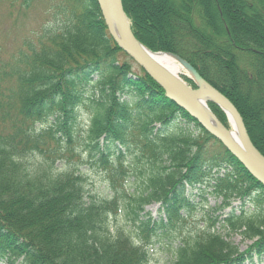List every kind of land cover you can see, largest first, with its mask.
Wrapping results in <instances>:
<instances>
[{
	"label": "trees",
	"instance_id": "16d2710c",
	"mask_svg": "<svg viewBox=\"0 0 264 264\" xmlns=\"http://www.w3.org/2000/svg\"><path fill=\"white\" fill-rule=\"evenodd\" d=\"M121 3L136 40L179 57L228 99L264 157V0ZM32 5L9 1L14 34L0 41V262L148 264L160 237L166 264L263 258L264 186L121 59L97 1L50 4L48 22L23 33ZM84 163L103 177L105 196L85 190ZM189 189L206 217L199 229L189 227ZM219 230L249 244L240 251Z\"/></svg>",
	"mask_w": 264,
	"mask_h": 264
},
{
	"label": "water",
	"instance_id": "95a60500",
	"mask_svg": "<svg viewBox=\"0 0 264 264\" xmlns=\"http://www.w3.org/2000/svg\"><path fill=\"white\" fill-rule=\"evenodd\" d=\"M96 1L105 26L114 43L164 90L165 96L170 101L194 119L236 158L251 176L264 186V157L250 141L241 116L232 103L204 81L188 63L178 57L184 67L193 75L197 84L196 88H190L181 80L168 75L152 62L146 54L149 50L134 37L128 19L123 12L121 0ZM112 19L116 23L118 34L114 31ZM200 99L206 100L207 103L211 102L218 105L223 113L224 111L228 112L234 121L238 133V144L208 120L198 103Z\"/></svg>",
	"mask_w": 264,
	"mask_h": 264
},
{
	"label": "rangeland",
	"instance_id": "374dc122",
	"mask_svg": "<svg viewBox=\"0 0 264 264\" xmlns=\"http://www.w3.org/2000/svg\"><path fill=\"white\" fill-rule=\"evenodd\" d=\"M9 1L10 0H0V41L5 44L9 43L12 35L14 34V28H12L13 26L12 17H10L8 13ZM59 1L60 0H33V5H32V8L30 9V13L25 18H22L20 20L21 21L20 28L22 29V32L25 33L26 31L30 30L32 27H36L41 22H46L47 20H49V16L45 12V9L48 8L50 4L57 3ZM121 59L129 62L132 65L133 70L136 72H139L140 67L126 53L125 55H121ZM179 77H180V80L184 82L190 88H193V89L196 88V85H197L196 81H192L191 79H188L183 75H180ZM210 104L214 106V108H217L220 111H222L218 105L208 102L207 105L211 112L212 110L209 106ZM212 114L214 115L213 112ZM224 117L226 119V116ZM224 122L226 125H223V124L222 125L226 128H229L227 119L224 120ZM62 166H63L62 164H56L57 169H62ZM94 169H95L94 167L92 168L87 163L82 164L79 168L81 174L84 175L86 179L85 190L87 191L88 194L105 196L107 194V191L105 190V185L103 183V177L100 175L99 172H97L96 169L95 170ZM188 197L193 201L197 209L196 212H194L191 218L188 220L189 227H192V228L195 227L199 229V228L206 226L207 225L206 217L202 215V212H201L202 202H201V198L198 196L197 190L189 189ZM207 201H208V207L213 209L215 205V200L209 196L207 197ZM236 205L237 203H235V206ZM146 212H149L153 219L157 218L158 217V205L151 204L147 206L145 208V213ZM224 212H227V211L226 210L222 212L211 211L210 216H212V218L219 217L221 216L220 214H223ZM117 221L124 223L125 219L123 216L121 217L119 216ZM219 233H221L223 236L226 237L227 240L231 241L234 245H236L240 251H243L249 244L248 241L242 240L241 237L238 235L227 236L226 233L223 232L222 230H219ZM154 241L155 243L149 252L150 258H149L148 264H166L168 261V253L164 250L166 240L160 237V238L154 239ZM0 264H3V263L0 262ZM245 264H264V257L261 259L254 257L252 259V262L246 261Z\"/></svg>",
	"mask_w": 264,
	"mask_h": 264
},
{
	"label": "bare ground",
	"instance_id": "6f19581e",
	"mask_svg": "<svg viewBox=\"0 0 264 264\" xmlns=\"http://www.w3.org/2000/svg\"><path fill=\"white\" fill-rule=\"evenodd\" d=\"M112 26L114 28V31L116 34H118L117 26L112 19ZM148 57L152 60V62L157 65L160 69H162L164 72H166L168 75L180 80V75L185 76L188 79H191L192 81H195L193 75L191 72L184 67L182 62L175 56L168 54V53H163V52H146ZM202 111L208 118L210 122L215 124L218 128H220L232 141H234L236 144H238V133L236 131L234 121L228 114V112L224 111V114L227 119V123L229 125V128L224 127L218 120L217 118L212 114L210 111L206 100L200 99L198 101ZM223 112V111H222Z\"/></svg>",
	"mask_w": 264,
	"mask_h": 264
}]
</instances>
